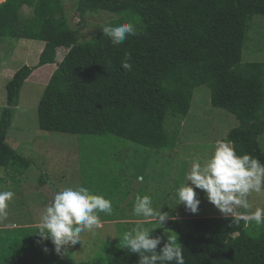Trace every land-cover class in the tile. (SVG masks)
I'll use <instances>...</instances> for the list:
<instances>
[{
  "label": "trees",
  "instance_id": "16d2710c",
  "mask_svg": "<svg viewBox=\"0 0 264 264\" xmlns=\"http://www.w3.org/2000/svg\"><path fill=\"white\" fill-rule=\"evenodd\" d=\"M77 4L83 19L88 12H132V17L117 19L114 26L132 23L137 34L118 45L104 33L83 41L85 36L71 25L64 0L0 3V38L45 42L38 66L22 67L7 83V106L0 119V169L22 172L30 167L8 144V134L25 82L37 69L53 64L57 68L38 104L44 131L113 136L153 150L172 151L178 145V123L190 115L196 89L208 86L213 107L239 121L224 142L237 155L250 154L264 162L260 143L264 63H243L254 18L264 16V0H77ZM25 8L31 10L29 15ZM60 49L68 52L58 62ZM126 57L131 71L121 66ZM138 221L127 224L136 227L133 222ZM173 223L166 221L163 227L156 221L140 224L153 227L152 237L163 238L159 250L171 236ZM188 223L183 240L176 238L185 264H264V231L249 232L256 229L255 222L200 217ZM27 229H0V233L9 232L6 238L0 237V264H137L139 260L138 253L121 247L86 262L61 255L45 259L22 252L17 243L20 238L14 240L12 233L22 236ZM33 244L37 246L36 241Z\"/></svg>",
  "mask_w": 264,
  "mask_h": 264
},
{
  "label": "rangeland",
  "instance_id": "374dc122",
  "mask_svg": "<svg viewBox=\"0 0 264 264\" xmlns=\"http://www.w3.org/2000/svg\"><path fill=\"white\" fill-rule=\"evenodd\" d=\"M64 5L71 25L85 36L83 41L93 40L104 33L102 26H114L117 19L133 15L132 12L119 15L98 11L86 13L83 19L77 11V0H64ZM29 13L26 11V15ZM18 41L0 38V119L7 106L6 86L11 80L6 70L16 72L24 66L37 67L40 51L45 46L43 41L34 40L31 41L34 45H29L33 52H26L27 44L31 42L24 40L25 45ZM40 45V49H37ZM67 52V49L59 50L58 62L64 59ZM249 62L264 63V16H256L253 21L243 52V63ZM43 70L35 71L25 82L7 139L8 144L30 162V167L22 172L0 169V178L3 179L0 191L15 193L9 202L7 218L0 220V229L29 228L22 236L12 233L14 240L20 238L19 242H13L20 244L22 252L39 254L45 259L60 258L51 241L48 240L46 245L36 231L46 206L58 191L68 188L87 187L93 194L110 199L113 207L111 215L99 213L103 222L101 229L86 231L81 234L82 241L66 246L67 252L61 258L72 257L77 262L109 255L120 247V236L138 226L144 227L140 223L148 221L133 213L137 196H150L152 207L157 212L161 210L168 214L167 221L174 222L169 227L171 236L179 241L189 231L188 220L224 216L208 201L202 190L196 189L197 199L201 201L196 213L188 211L183 203L178 204L175 195L176 190L187 183L186 176L193 161L198 158L203 163L210 158L217 142L224 141L230 131L239 126L235 115L213 107L208 86L196 89L190 115L178 123L180 134L177 149L157 151L113 136L83 137L42 130L38 120V104L55 67ZM35 80L38 84H34ZM174 127L170 126L169 129L172 131ZM260 143L264 150V135ZM41 178H44L45 185L40 183ZM247 200L250 205L247 211L264 208V193L253 192ZM238 210L245 211L243 208ZM133 220H139V223L133 222L137 224L136 227L127 224ZM253 230L262 232L264 225L249 232L252 234ZM5 234L9 232H1L0 237L3 238ZM35 241L37 246L33 244Z\"/></svg>",
  "mask_w": 264,
  "mask_h": 264
},
{
  "label": "clouds",
  "instance_id": "9594fccd",
  "mask_svg": "<svg viewBox=\"0 0 264 264\" xmlns=\"http://www.w3.org/2000/svg\"><path fill=\"white\" fill-rule=\"evenodd\" d=\"M102 28L114 45L121 44L129 36L137 34V29L132 23ZM128 59L129 57H126L121 66L124 70L131 71L132 65ZM186 181V184L176 190L175 195L178 204L183 203L188 211H198L201 201L197 199L196 189H199L224 215L222 217L228 218L231 214L234 221L264 225V208L247 211L250 207L247 197L253 192L264 193V162L261 160L250 154L239 156L229 143L218 141L210 158L203 163L198 158L193 161ZM14 195L12 191H0V220L7 218L9 202ZM241 208L245 211L238 210ZM101 212L106 215L113 213L111 200L103 195L93 194L87 187L58 191L53 201L46 206L36 233L42 241L50 240L55 252L62 255L67 252L66 246L82 241V233L95 232L103 227L99 218ZM133 213L146 220H155L161 227L169 218L167 213L161 210L157 212L152 207V199L147 195L137 196ZM151 231L152 229L138 226L125 232L120 236L119 246L131 253H138L137 264H185L183 249L174 236H167L163 247L157 250L163 238L152 237ZM44 250L47 252V247Z\"/></svg>",
  "mask_w": 264,
  "mask_h": 264
},
{
  "label": "crops",
  "instance_id": "0c3cea01",
  "mask_svg": "<svg viewBox=\"0 0 264 264\" xmlns=\"http://www.w3.org/2000/svg\"><path fill=\"white\" fill-rule=\"evenodd\" d=\"M5 1H6V0H5ZM5 1H4V2H5ZM4 2H2V0H0V3H4ZM26 11H28V12L31 13V10L28 9V8H25V9H24L25 14H26ZM30 13H29V14H30ZM24 40L27 41V39H21V40L18 41V42H19V43H23V44L26 45V43H25ZM31 41H34V40H28V42H31ZM42 43H45V42H42ZM30 44L34 45V43H32V42H31V43H28V44H27L28 47L26 48V49H27L26 52H33V51H32L33 48L29 47ZM37 45H38V44H37ZM44 45H45V44H44ZM40 47H41V45L38 46L37 49H40ZM44 48H45V46H44ZM44 48L40 51V56H41V53H42V51L44 50ZM29 50H31V51H29ZM38 63H39V62H38ZM51 66H52V67L54 66L55 69L57 68V66H55V65H46V66H44V67H41V72L44 71L43 69H46V68L51 67ZM39 70H40V68L37 69L36 71L38 72ZM6 71H7V74H8V75L10 74V75H9V79H12V78L14 77L15 73L17 72V71L14 72V71H9V70H6ZM10 72H11V73H10ZM34 72H35V71H34ZM34 74H35V73H33L32 75H34ZM51 76H52V75H51ZM51 76L48 78V81H49V79L51 78ZM34 84H38V82L35 80V81H34ZM147 221H148V222H153V221H155V220H147Z\"/></svg>",
  "mask_w": 264,
  "mask_h": 264
}]
</instances>
